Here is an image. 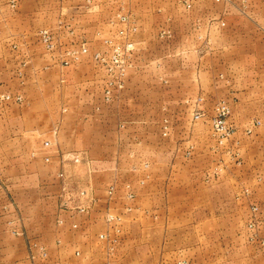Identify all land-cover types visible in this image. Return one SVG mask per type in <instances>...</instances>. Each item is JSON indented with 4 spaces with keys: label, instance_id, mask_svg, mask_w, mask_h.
I'll use <instances>...</instances> for the list:
<instances>
[{
    "label": "rangeland",
    "instance_id": "374dc122",
    "mask_svg": "<svg viewBox=\"0 0 264 264\" xmlns=\"http://www.w3.org/2000/svg\"><path fill=\"white\" fill-rule=\"evenodd\" d=\"M104 1V5L98 6L99 0H91L89 3H86V0H56L54 15L49 24L37 29L25 42L20 38L11 37L4 42L10 49L16 50L13 47L21 46L28 51H8L0 54L7 68L6 91L0 95L22 97L20 104L0 102V108L13 105L23 111L49 109L56 117V134L53 135L50 131L53 139L50 134H38L34 135V142H29L23 149H14L13 144L0 149L3 181V186H0V209L9 207L7 211H13V206L19 218L18 207H40L42 204L55 211L51 223L56 225L59 217L65 221V213L59 211L61 183L57 177L54 178L55 172L56 176L60 171L65 173L71 195L75 194L78 186L91 191L94 207H101V216L97 219L106 227L104 215L108 211L120 214L123 223L144 219L157 220L158 213L139 210L142 204H139L137 197L147 186L152 172H159L160 158L168 156L172 159L178 156L191 160L196 144L198 147L209 144L212 163L205 173L209 172L214 180L229 169L228 165H231V169L238 170V167L235 168L232 164L239 165L240 160L244 158L248 161L256 159L264 164V84H252L248 96H245L240 95L238 86H229L228 79L221 73H217L216 79L213 73L208 76L200 75L197 87L185 85L180 89L173 82H164L165 78L171 76L166 66L170 70L178 62L198 64L201 58L207 56L213 42L218 43L224 33H231L227 37L228 43H239L240 46L247 45L250 50L254 49L255 57L250 55L253 62L259 57L262 61L264 0ZM119 14L129 15L137 26L136 33L128 35L129 41L134 44L131 51H126V39L118 35L119 30L126 29L117 20ZM41 30H47L51 34V50L46 49L40 40L38 34ZM165 31L169 32V35H163ZM198 43L202 45L199 50L201 52H197L195 47L182 51V45L190 48ZM175 44L178 46H174ZM82 45L87 49V53L79 55L78 61L72 62L69 53L79 51ZM115 48L122 53L123 84L120 89L109 86L112 98L107 103L103 97L106 83L116 81L120 73V69L112 64ZM177 48L179 50L176 51ZM233 56L228 65L243 64L246 60L244 54ZM62 60L70 61L69 66H62ZM204 63L208 64V61ZM130 76L132 81L129 82ZM1 78L3 79L2 76ZM211 79H214V83L207 82ZM87 83L91 85L88 86ZM240 91L242 93V90ZM124 95L125 99L128 95L133 101L129 104L134 107L130 109L133 111L131 115L143 117L144 128L126 131L125 120L120 117L125 115L121 111L127 108V104L120 99ZM219 103H224L228 109L226 123L232 130L230 137L221 145L211 130V120ZM63 110L77 113L86 110L91 117L85 127L84 124L75 123L78 133L74 134V138L79 141L77 146L73 145V148L69 149L59 148L57 142L62 115L68 113ZM196 111L204 116L193 122L192 115ZM104 113L108 118H104L102 126L96 127L95 116ZM111 115L115 116L111 118ZM164 126L167 127L166 136L163 135ZM248 130L251 132L248 133ZM101 136L111 140L115 138V143L105 150L87 147L90 141L92 143ZM44 141H52V147L44 150ZM255 141L257 144L251 147ZM190 146L193 155L185 157L186 148ZM44 154H48L52 159L51 165L64 159L57 171L52 165V169L47 173L50 178L47 182L37 183L29 177L23 179V174L18 180L11 177L19 169L15 167V161L25 165L31 164L32 161L42 162ZM74 157H84L87 164H75L72 161ZM26 169L30 168L27 166ZM112 184L115 191L113 198L109 200L106 197V189ZM37 185L43 187L46 193L49 192L47 196L42 195L41 199L44 201H33V195L38 193L35 190L39 187ZM126 185L130 186L134 194L133 200L126 198ZM262 200L261 203L256 200L253 204L248 201L244 204L247 206L246 211L226 215L229 217L228 223H220V226H225L226 229L219 230V234L217 231H211L214 238L209 243H199L198 249L184 244L182 255L185 258L206 253L264 256ZM32 201L34 204H30ZM253 206L258 207L257 213L252 211ZM129 207L132 211L126 212ZM8 214L10 215V212ZM214 216L222 218L223 215ZM14 217L13 215L12 219ZM182 219L180 221L183 224L190 222L189 217ZM223 233L230 237V243L226 238L224 241L219 238ZM28 241L38 242L26 238V247ZM216 241L222 242L213 245ZM103 243L105 255L110 258L107 244ZM182 262L191 264L186 260Z\"/></svg>",
    "mask_w": 264,
    "mask_h": 264
},
{
    "label": "crops",
    "instance_id": "0c3cea01",
    "mask_svg": "<svg viewBox=\"0 0 264 264\" xmlns=\"http://www.w3.org/2000/svg\"><path fill=\"white\" fill-rule=\"evenodd\" d=\"M9 1L0 0V54L8 51L15 53L28 51L21 46L13 47L16 50L10 49L4 42L8 37L20 38L24 42L32 37L37 29L45 27L52 21L53 7L56 4V0H14L16 5L12 9ZM104 2V0H99L97 5H104ZM230 35L231 33L228 35L224 33L218 43L213 42L207 56L201 58L198 64L178 62L170 70L166 66L165 68L171 76L165 78V84L173 82L180 89L185 85L197 87L200 83V75L207 74L208 76L209 73H213L216 79L217 73H221L224 78L228 79L229 86L239 87L240 95L248 96L250 86L254 83L263 85L264 59L261 61L259 57L257 61L253 62L252 56L255 57L256 51L250 50L247 45L228 43L227 37ZM174 46H178V44ZM185 46H181L182 51L185 48L191 50L195 47L197 52H201L199 51L202 46L200 43L190 48ZM177 50L179 49L177 48ZM237 54L245 55L244 63L228 65L231 57L237 56ZM204 61H208V64ZM6 69V63L0 57V93L6 91ZM131 78L130 76L129 82L132 81ZM207 82L214 83V79ZM87 85L89 86L91 83H87ZM125 96L120 99L127 104V108L121 111L125 114L124 117H120L125 120L126 131L144 128L143 117L131 115L133 111L130 109H134V107L129 104L132 99L128 95L125 99ZM85 109L87 110L88 107ZM86 110L83 113L63 110L68 113L62 115L61 129L58 130L59 148L69 149L73 148V145L77 146L79 140L74 138V134L78 133L75 123L84 124V127L88 125L87 121L91 117ZM105 116V113L96 115L94 125L102 126L104 118H108ZM113 116L115 115H111V118ZM55 122L56 117L49 109L46 111H23L13 105L0 108V149L8 148L11 144L14 145V149H23L29 142L31 144L34 142L36 138L34 135H51L50 131L52 132L56 128ZM191 133L193 134V132ZM1 135L3 136L1 137ZM51 138L53 139L52 135ZM114 140L115 138L111 140V138L101 136L92 143L90 141L87 147L105 150L109 145L115 143ZM256 144L255 141L251 147ZM210 146L203 144L198 147L196 144L191 160L178 156L172 159L168 156L158 159L159 172H152L147 186L138 193L137 198L140 200L139 204L140 202L142 204L139 206V210L158 213L159 216L155 221L144 219L124 222L121 228L120 243L110 258L105 255V244L98 239V235L106 230L101 220L97 219L101 216L99 205L94 207L90 216L75 215L70 218L64 214V224L56 226L51 223L55 213L54 209L49 210L41 204L40 207L30 205L17 208L25 237L14 236L10 233L6 222L12 220L13 215L8 214L11 210L0 209V264H16L21 261H24V264H29L25 260L27 257L26 238L37 240L46 246L48 253L46 264H177L183 260L191 264H264V256L206 253L185 258L182 255L181 249L184 244L198 249L199 243H209L214 238L211 231H217L219 234V230L226 229L225 226L221 227L220 223L222 222L223 225L228 223L229 217L226 215L246 211L247 206L244 205L246 202L250 201L249 203L253 204L254 201L259 200L258 202H260L261 199L264 202V164L256 159L248 161L244 158L240 160L239 165L232 164L235 168L238 167V170L231 169V165H228L229 169L214 180L209 172L205 173L212 163ZM46 155L44 154V156ZM43 157L44 164L32 161L31 164L25 165L15 161L14 165L19 169L11 177L18 180V177L23 174V179L29 177L30 180L37 181V183L47 182L50 179L47 173L52 169V165L57 171L64 159L61 162L59 160L53 162L51 165L52 159L45 162ZM27 166L30 168L29 170L26 169ZM35 190L38 193L33 195V201L39 200L43 194L47 196L46 194L49 193H46L47 191L41 186L36 187ZM33 201L30 204H34ZM41 201L44 200L41 199ZM214 215L223 216L219 218ZM192 216L195 218L194 220ZM17 217H19L18 214ZM182 217L184 219L189 217L190 222L183 224L180 221L183 220ZM72 223L78 225L76 230L71 229ZM219 238L222 241L226 238L230 243V237L225 233ZM221 242L216 241L212 244L219 245ZM76 251L79 252L78 256L75 255Z\"/></svg>",
    "mask_w": 264,
    "mask_h": 264
},
{
    "label": "built area",
    "instance_id": "2783aa9c",
    "mask_svg": "<svg viewBox=\"0 0 264 264\" xmlns=\"http://www.w3.org/2000/svg\"><path fill=\"white\" fill-rule=\"evenodd\" d=\"M91 0H86V3H89ZM9 5L11 8H14L16 5V2L14 0L9 1ZM118 22L121 25H124L126 29L119 30L118 35L122 38L126 39V51L133 50V43L129 41L130 34H134L137 31V26L135 22L131 19L129 15L126 14H119L117 17ZM169 35V32L165 31L163 35ZM39 38L45 45L46 49L51 50L52 49V37L49 31L47 30H41L39 31ZM87 49L84 47V45L81 46L79 51H73L69 53L70 59L72 62L78 61L79 55L86 54ZM122 53L118 48L113 49V55H112V64L120 69V73L118 74V77H116V81L106 83V87L104 89V101L110 102L112 95H111V89L110 87H117L118 89L122 88V77L124 75L123 69H122ZM70 61L62 60L61 65L62 66H69ZM0 102H14L16 104H20L22 102V97L19 95H16L14 97L10 95H0ZM228 115V109L224 103H219L215 107L214 116L211 120V130L212 135L217 139L218 143L221 145L223 141H225L227 138L230 137L232 130L226 123V118ZM203 113H200L198 111L194 112L192 115V121L196 122L203 118ZM255 124H258V122H255ZM163 135H167V127H163ZM248 133L251 131L248 130ZM53 135L56 134V129L52 131ZM52 147V143L50 141H44L42 148L44 150H48ZM192 153V147L186 148V151L184 153L185 157L191 156ZM45 162L50 161V157L48 155L43 157ZM72 161L75 164H87L84 161V157H74ZM57 179L61 183V202H60V208L59 211L67 214L70 218H73L75 215H84L89 216L93 210L94 207V199L91 197V191L88 190L86 187H77L74 191V195H71L69 193V189L67 188V176L63 171L58 172ZM141 184H143V181H141ZM0 186H3V181L1 177V170H0ZM115 191V186L112 184L107 187L106 189V197L107 199L111 200L113 198ZM126 198L128 200L134 199V194L130 188L129 185H126ZM9 207H3V210L7 211ZM13 211L11 210L10 213L13 214L15 217H17V211L12 206ZM132 211V208L129 207L126 209V212ZM252 211L257 213L258 207L253 206ZM104 221L106 225V230L98 235V239L102 242H105L107 244V253L108 257H111L114 254V251L118 244L120 243V235L122 231V224H123V217L120 214H114L110 211L106 212L104 215ZM17 223V224H16ZM64 224V220L59 217L56 220V225L62 226ZM7 227L9 228V231L14 236H21L24 237V231L21 226L20 218H15L12 220H9L6 222ZM18 226V227H17ZM78 228V225L75 223L71 224V229L76 230ZM59 244V242H57ZM264 245V240L262 242ZM75 255L78 256L79 252L76 251ZM38 260V263H37ZM48 260V253L45 246L41 245L40 243L36 241H28L27 242V257L26 261L29 264H46ZM16 264H23L21 262H18ZM178 264H189L187 262H178Z\"/></svg>",
    "mask_w": 264,
    "mask_h": 264
}]
</instances>
